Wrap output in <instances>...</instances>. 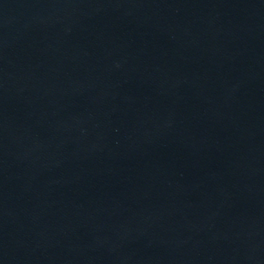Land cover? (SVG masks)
<instances>
[{
	"label": "water",
	"instance_id": "95a60500",
	"mask_svg": "<svg viewBox=\"0 0 264 264\" xmlns=\"http://www.w3.org/2000/svg\"><path fill=\"white\" fill-rule=\"evenodd\" d=\"M0 264H264V0H0Z\"/></svg>",
	"mask_w": 264,
	"mask_h": 264
}]
</instances>
